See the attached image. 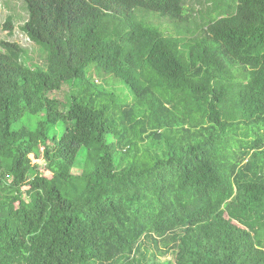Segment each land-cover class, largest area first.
Masks as SVG:
<instances>
[{
	"label": "trees",
	"instance_id": "trees-1",
	"mask_svg": "<svg viewBox=\"0 0 264 264\" xmlns=\"http://www.w3.org/2000/svg\"><path fill=\"white\" fill-rule=\"evenodd\" d=\"M21 1L45 59L0 41V264H264V0Z\"/></svg>",
	"mask_w": 264,
	"mask_h": 264
},
{
	"label": "rangeland",
	"instance_id": "rangeland-1",
	"mask_svg": "<svg viewBox=\"0 0 264 264\" xmlns=\"http://www.w3.org/2000/svg\"><path fill=\"white\" fill-rule=\"evenodd\" d=\"M191 6V5H189ZM157 17L156 14L150 13ZM9 17L13 18V24L15 27V31L13 35H10V31L4 27L5 20ZM28 19V12L25 8L23 2L21 0H0V41L7 40L11 42H17L21 46L27 48L30 52L29 56L35 63L40 65L43 64L45 59V54L41 51V49L36 46L33 42L29 40V38L24 34L19 28L26 22ZM164 21V20H163ZM162 30L168 35L173 33V26L171 24L162 22L161 23ZM96 66L95 64L91 65V68ZM87 72L89 75H93L96 84L102 85L106 88H110L111 85H114L117 100L120 102L128 101L129 89L126 85H124L121 80H115L112 75H108L102 72L94 71L92 72L89 68H87ZM115 80V82H114ZM113 81L112 83H110ZM124 85V87H123ZM127 90V91H126ZM72 93V89L70 87H64L61 91H55L49 94L51 98L57 99L61 103V109H66L68 105L69 96ZM62 130V129H61ZM82 161V156L80 158ZM44 166V164H41ZM81 163L78 164L77 167L74 168L73 173L79 174L81 173Z\"/></svg>",
	"mask_w": 264,
	"mask_h": 264
}]
</instances>
